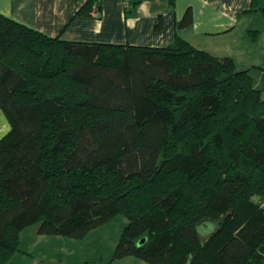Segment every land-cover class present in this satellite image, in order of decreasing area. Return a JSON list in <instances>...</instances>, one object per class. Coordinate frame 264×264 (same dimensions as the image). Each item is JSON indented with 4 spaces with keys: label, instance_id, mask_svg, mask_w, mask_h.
<instances>
[{
    "label": "trees",
    "instance_id": "trees-1",
    "mask_svg": "<svg viewBox=\"0 0 264 264\" xmlns=\"http://www.w3.org/2000/svg\"><path fill=\"white\" fill-rule=\"evenodd\" d=\"M259 2L245 12L264 17ZM250 71L179 36L67 41L0 13V264L30 225L81 240L117 216L110 261L264 264V90Z\"/></svg>",
    "mask_w": 264,
    "mask_h": 264
},
{
    "label": "crops",
    "instance_id": "crops-1",
    "mask_svg": "<svg viewBox=\"0 0 264 264\" xmlns=\"http://www.w3.org/2000/svg\"><path fill=\"white\" fill-rule=\"evenodd\" d=\"M81 1L0 0V13L67 41L162 47L179 36L212 55L231 57L237 69L264 68V17L259 11L245 12L251 0H96L94 6H100L99 12L75 14ZM259 5L263 6L264 0ZM188 10L192 22L181 26ZM250 30L260 31L256 39L251 38ZM9 130L8 118L0 108V138ZM38 227L34 224L21 231L20 251L7 264H62L65 257L82 259L83 251L79 250L87 245L94 248L92 235L97 228L77 240L39 234ZM113 251L114 244L107 254L98 255L101 264H148L133 256L110 261ZM90 254L97 255L93 250Z\"/></svg>",
    "mask_w": 264,
    "mask_h": 264
},
{
    "label": "rangeland",
    "instance_id": "rangeland-1",
    "mask_svg": "<svg viewBox=\"0 0 264 264\" xmlns=\"http://www.w3.org/2000/svg\"><path fill=\"white\" fill-rule=\"evenodd\" d=\"M261 57H262L261 59H264V54ZM262 64H264V62H262ZM250 74L254 77L255 85L259 88H263L264 90V74L256 69H252L250 71ZM262 96L264 97V91ZM126 222H127L126 217L117 216L112 222L97 227L96 233H93L92 235V238L95 240L94 248H91L92 244L91 245L89 244L85 249L83 248L79 250V251H83V254L81 255L82 259H80L79 256L77 257L73 256L70 258L65 257L62 264H94V263L101 264V258H99L98 255H103L104 253L107 254V251L111 250L113 244L115 248ZM75 249H77V247ZM59 250H61V248H59ZM92 250L93 252L96 251L97 253L96 256H94V254L93 255L90 254ZM48 251L49 253H55L50 249H48ZM75 251H78V249ZM59 260L61 262L60 258Z\"/></svg>",
    "mask_w": 264,
    "mask_h": 264
}]
</instances>
